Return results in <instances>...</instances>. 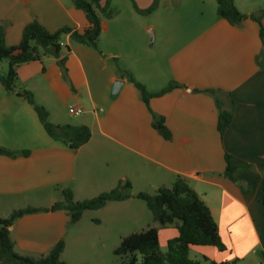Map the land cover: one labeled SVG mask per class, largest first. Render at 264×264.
Returning a JSON list of instances; mask_svg holds the SVG:
<instances>
[{"label": "crops", "instance_id": "0c3cea01", "mask_svg": "<svg viewBox=\"0 0 264 264\" xmlns=\"http://www.w3.org/2000/svg\"><path fill=\"white\" fill-rule=\"evenodd\" d=\"M153 1L132 3L145 11ZM167 1L172 0H160L151 14L157 16L155 31H135L129 25L134 19L121 20L119 15L103 20L98 51L64 37V46L70 48L66 72L51 56L18 68V89L34 94L51 123L89 127L92 138L78 150L50 138L32 106L0 89V147L29 151L28 156H0V218L27 207L50 209L63 200L62 190H71L77 202L129 181L135 195L153 194L181 177L209 207L227 247L225 252L193 247L190 253L219 263L264 264L259 188L264 176V51L259 26L252 20L233 26L218 17L216 0H206L202 4L208 5L209 17L205 20L201 11L194 29L179 33L175 15L159 13ZM235 5L251 15L264 8V0H235ZM33 21L50 32L64 27L84 32L89 27L72 0H0V25L9 46L20 43ZM119 69L129 71L152 93L171 83L181 87L151 99L148 108ZM117 81L122 86L114 95ZM217 101L233 116L221 133ZM72 106L84 113L70 115ZM154 117L165 120L171 140L153 128ZM227 153L233 165L250 167L237 174L236 183L224 176ZM78 223H71L66 210L42 211L18 219L10 233L15 250L24 256L40 258L64 241L66 264H105V259L65 257L69 237L79 256L85 252L87 232L71 233ZM174 230L166 242L177 236ZM90 250L91 256L98 254L96 245Z\"/></svg>", "mask_w": 264, "mask_h": 264}, {"label": "trees", "instance_id": "16d2710c", "mask_svg": "<svg viewBox=\"0 0 264 264\" xmlns=\"http://www.w3.org/2000/svg\"><path fill=\"white\" fill-rule=\"evenodd\" d=\"M159 0H154L148 10H140L133 2L135 11L140 15H150L159 7ZM74 7L82 11L89 22V27L84 32H78L70 27L61 28L50 32L38 21L28 24L23 32L18 45L9 46L6 43V30L0 25V63L8 62V72L0 74V83L10 94H13L33 107L40 123L50 138L71 150H78L86 145L92 138V133L87 126H56L50 121L49 112L35 101L34 94L27 90L18 89V68L27 63L41 61L45 57H54L58 65L66 72L65 63L69 47L62 46L63 39L69 36L72 43L99 50V40L102 33V21L112 20L118 13L111 8L110 0H72ZM218 17L228 21L233 26H240L246 20H252L259 26V35L264 51V8L256 14L246 15L241 13L235 0H216ZM65 54V55H64ZM121 77L128 79L137 89L140 98L149 108L150 100L161 97L181 86L171 83L167 88L158 93H152L133 77L129 71L119 69ZM205 93L216 97L215 91L207 90ZM218 102V101H217ZM219 108V131L222 132L223 124L232 121V113ZM153 128L166 140H171L172 135L163 118L154 117ZM29 151H11L0 147V156L19 157L28 156ZM226 170L224 176L232 182H237V174L250 167H237L232 163V157L225 154ZM259 188L262 191L264 209V176ZM132 189L129 181L120 182L118 186L100 195L83 201H74L71 190H62L63 200L55 203L50 209L27 207L13 211L8 217L0 218V261L18 262L20 264H66L62 261L65 242L60 241L51 251L40 258L24 256L15 250L11 238L10 227L18 219L42 211L66 210L71 223L77 224L86 211L101 210L108 203L124 202L132 198ZM244 190V189H243ZM146 203L153 221L161 228L173 226L177 236L167 242V251H161L159 231L157 228H148L141 232L123 238L114 250L117 264H236V262H216L207 258L203 261L190 258V249L193 247H213L219 252H225L219 228L206 203L189 186L187 181L178 177L171 188L161 187L154 194L141 192L135 196ZM99 223V221H97Z\"/></svg>", "mask_w": 264, "mask_h": 264}, {"label": "rangeland", "instance_id": "374dc122", "mask_svg": "<svg viewBox=\"0 0 264 264\" xmlns=\"http://www.w3.org/2000/svg\"><path fill=\"white\" fill-rule=\"evenodd\" d=\"M132 1L133 0H112L111 8L118 13V18L121 20L134 19L133 23H130L129 25L135 31H144L151 27L152 29L154 28L153 30L155 31V25L157 22L156 14L153 16L150 14L147 17L139 16L135 12ZM203 1L206 2V0H183L181 2V7L179 8L176 7L180 4V0L167 1L162 5L159 13L162 14L161 16L165 17H169L168 13H173L177 18L178 23H176L177 25L175 29L179 33H190L191 29H194L193 26H195L199 20L201 11H203L206 16L205 20L209 17L210 11H208L206 7L208 5L205 4V7L203 8ZM155 42L156 38L153 46H151V50H153V47L156 44ZM7 72L8 62L3 61L0 63V74L5 75ZM0 89H3L1 83ZM130 194L132 195V198L127 200L124 204L112 203L101 210L84 212L78 225L71 228V233H74V229L76 231L83 230L87 232L88 240L82 247V250L85 252H82L79 256L77 253V246L72 243V239L69 237L68 250L66 251L65 257H76L75 259H105V264H117L114 250L119 246L121 240L131 234L141 232L148 228L158 229L161 239V251L165 253L167 251L166 238H169L172 231H175L174 227L170 226L168 228H161L159 224L153 221L152 214L146 203L137 199L132 189ZM97 221H99V223H97ZM99 238L102 239L101 242L97 241ZM93 244L94 246L96 245V252L98 253L96 256H91L87 253L88 251H91L90 247H92ZM190 257L198 261H203L204 259L196 254V252H191ZM98 262H100V260H98Z\"/></svg>", "mask_w": 264, "mask_h": 264}, {"label": "built area", "instance_id": "2783aa9c", "mask_svg": "<svg viewBox=\"0 0 264 264\" xmlns=\"http://www.w3.org/2000/svg\"><path fill=\"white\" fill-rule=\"evenodd\" d=\"M61 45L64 46L63 43H61ZM83 113H84V111L82 109H80V108H77V107H74V106L69 108V114L70 115L79 116V115H82Z\"/></svg>", "mask_w": 264, "mask_h": 264}, {"label": "water", "instance_id": "95a60500", "mask_svg": "<svg viewBox=\"0 0 264 264\" xmlns=\"http://www.w3.org/2000/svg\"><path fill=\"white\" fill-rule=\"evenodd\" d=\"M121 86H122V82L117 81L115 83L114 88H113V94L114 95L118 94V92L120 91Z\"/></svg>", "mask_w": 264, "mask_h": 264}]
</instances>
